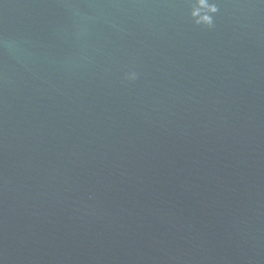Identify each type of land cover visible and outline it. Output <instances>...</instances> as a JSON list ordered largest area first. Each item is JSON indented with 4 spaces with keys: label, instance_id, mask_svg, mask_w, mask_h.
Wrapping results in <instances>:
<instances>
[{
    "label": "water",
    "instance_id": "water-1",
    "mask_svg": "<svg viewBox=\"0 0 264 264\" xmlns=\"http://www.w3.org/2000/svg\"><path fill=\"white\" fill-rule=\"evenodd\" d=\"M0 264H264V0H0Z\"/></svg>",
    "mask_w": 264,
    "mask_h": 264
},
{
    "label": "clouds",
    "instance_id": "clouds-1",
    "mask_svg": "<svg viewBox=\"0 0 264 264\" xmlns=\"http://www.w3.org/2000/svg\"><path fill=\"white\" fill-rule=\"evenodd\" d=\"M210 11L213 12V13H215L216 8H215V7H212V8H210ZM203 23H206V24H208V25H211V20H210L209 18L206 17V18L204 19Z\"/></svg>",
    "mask_w": 264,
    "mask_h": 264
}]
</instances>
